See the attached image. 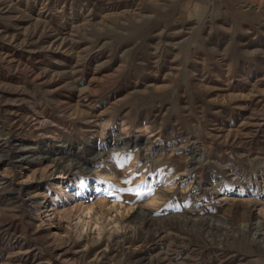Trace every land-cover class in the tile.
Listing matches in <instances>:
<instances>
[{
  "label": "rangeland",
  "instance_id": "obj_1",
  "mask_svg": "<svg viewBox=\"0 0 264 264\" xmlns=\"http://www.w3.org/2000/svg\"><path fill=\"white\" fill-rule=\"evenodd\" d=\"M0 264H264V0H0Z\"/></svg>",
  "mask_w": 264,
  "mask_h": 264
},
{
  "label": "bare ground",
  "instance_id": "obj_2",
  "mask_svg": "<svg viewBox=\"0 0 264 264\" xmlns=\"http://www.w3.org/2000/svg\"><path fill=\"white\" fill-rule=\"evenodd\" d=\"M61 47V46H60ZM262 201V200H261Z\"/></svg>",
  "mask_w": 264,
  "mask_h": 264
}]
</instances>
